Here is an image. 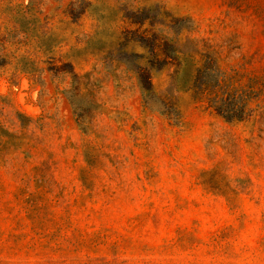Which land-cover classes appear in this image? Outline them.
Masks as SVG:
<instances>
[{
  "label": "rangeland",
  "instance_id": "obj_1",
  "mask_svg": "<svg viewBox=\"0 0 264 264\" xmlns=\"http://www.w3.org/2000/svg\"><path fill=\"white\" fill-rule=\"evenodd\" d=\"M0 264H264V0H0Z\"/></svg>",
  "mask_w": 264,
  "mask_h": 264
}]
</instances>
